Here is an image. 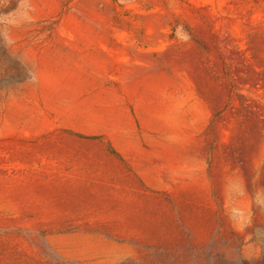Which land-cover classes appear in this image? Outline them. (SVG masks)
Segmentation results:
<instances>
[{"label": "rangeland", "instance_id": "rangeland-1", "mask_svg": "<svg viewBox=\"0 0 264 264\" xmlns=\"http://www.w3.org/2000/svg\"><path fill=\"white\" fill-rule=\"evenodd\" d=\"M0 264H264V0H0Z\"/></svg>", "mask_w": 264, "mask_h": 264}, {"label": "bare ground", "instance_id": "bare-ground-1", "mask_svg": "<svg viewBox=\"0 0 264 264\" xmlns=\"http://www.w3.org/2000/svg\"><path fill=\"white\" fill-rule=\"evenodd\" d=\"M55 182V181H54ZM58 182V181H57ZM52 184H54V183H52ZM82 184V183H81ZM56 185V184H55ZM58 185V189H62L63 191L64 190H67V189H78V188H81V185H80V181L79 180H76V179H74V178H68V179H62V180H60V182L57 184ZM83 186V185H82ZM54 187H56V186H54ZM43 188V187H42ZM50 189V188H49ZM52 189V188H51ZM61 190V191H62ZM71 190V191H72ZM46 193H44V195H45ZM48 194V193H47ZM27 195H29L28 193L27 194H23V195H20V194H17L16 196H18V197H20V196H27ZM42 196H43V194H42ZM46 197V196H45Z\"/></svg>", "mask_w": 264, "mask_h": 264}]
</instances>
